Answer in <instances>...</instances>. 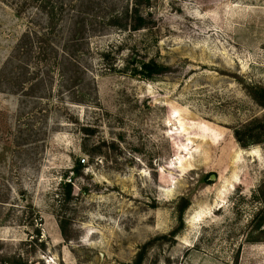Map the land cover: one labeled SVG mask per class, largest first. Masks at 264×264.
<instances>
[{"label": "rangeland", "instance_id": "obj_1", "mask_svg": "<svg viewBox=\"0 0 264 264\" xmlns=\"http://www.w3.org/2000/svg\"><path fill=\"white\" fill-rule=\"evenodd\" d=\"M18 2L0 0V264H134L144 243L139 264H264V141L234 133L264 120V0H149L153 28L95 26L80 103L18 48L46 26ZM132 52L162 72L133 76Z\"/></svg>", "mask_w": 264, "mask_h": 264}, {"label": "trees", "instance_id": "obj_2", "mask_svg": "<svg viewBox=\"0 0 264 264\" xmlns=\"http://www.w3.org/2000/svg\"><path fill=\"white\" fill-rule=\"evenodd\" d=\"M65 1H68L67 3L70 13L63 17L62 13L67 6ZM121 1L122 0H109L111 5L109 13L102 16L94 10L95 6L98 5V2H95L94 0H78L76 1V4L74 0H56L55 2L52 0H19L18 5L20 7L30 6L33 3L37 4L40 12L45 14L46 26L41 30H29L28 33L30 34L31 41L28 35L26 37V41L18 45V48H21V51H25L29 54L34 51V55L32 57H38L40 60L49 62L53 65L54 70L48 67L46 71L42 72L43 76L47 78L52 77L51 75L54 71H56L57 74L61 75L63 82H65L63 84L65 89L68 91L73 88L77 90L72 101L80 103L84 101L82 99V95H85L86 93L83 92V87H81V76L87 71V68L81 64V60L84 56L91 53V50L88 48L89 38L85 36L86 32L90 30L96 31V28H94L95 26L100 27V29L106 26L119 27L118 29H124L126 32L150 29L155 26V20L153 19L152 12H146V16H144L145 14L141 11L144 5H148L149 0H145L146 2H144V0H125V3ZM118 6L120 8H117ZM34 15H36V13H34ZM58 22L60 26H63V31L65 30L69 33V35H66L65 38H63L62 46H58L54 41L49 42L48 38V36L53 35V27ZM113 52L114 46L99 53L102 61L104 60L103 64L105 67L108 66L107 68L110 70L116 67L112 62H107L109 57L113 55ZM137 55L141 54L132 52L130 54L131 59L127 62V64H133V68L130 70L133 76L151 77L162 72L163 67L161 64H158L152 58H137ZM13 58H15V56H13ZM27 71L29 70L27 69ZM43 80L45 79H42L41 82L32 86L30 91L35 92V89H43ZM79 86L80 89H77ZM257 94V96L254 95L252 97L264 110V89H260ZM41 98L42 96H38L36 97V100L41 101ZM26 117L29 120L32 115L28 114ZM24 125L27 126L28 124L25 123ZM244 128H247L246 139H241L239 136L240 133H243L241 129H236L234 131L236 138L242 141V145L264 141V137L260 136L264 132V120L260 122L256 119L255 121L245 125ZM79 165L80 162L78 161V166ZM65 185L67 186V194H70L71 184L65 183ZM258 193L263 204V208L253 218L252 223L254 229L260 228L259 231L260 233H263V237L260 239L259 237L252 236L249 239L252 242L264 240V228H261L264 223V185H260L258 187ZM63 223L65 222L62 219L58 222L62 232H64ZM147 244L148 243H144L138 251L134 264H139L143 259V254ZM236 261L237 258H234L232 264H236ZM15 264L28 263L27 261L17 260Z\"/></svg>", "mask_w": 264, "mask_h": 264}]
</instances>
